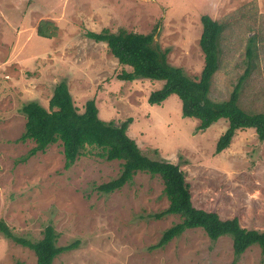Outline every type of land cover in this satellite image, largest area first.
<instances>
[{
  "label": "rangeland",
  "instance_id": "obj_1",
  "mask_svg": "<svg viewBox=\"0 0 264 264\" xmlns=\"http://www.w3.org/2000/svg\"><path fill=\"white\" fill-rule=\"evenodd\" d=\"M203 14L225 25L210 97H229L247 66L253 37L254 57L238 103L264 112V0H0V220L32 241L52 225L57 245L73 244L52 264H264L258 245L234 263L231 237L212 240L202 228L154 246L181 220L178 214L156 216L169 204L158 174L137 171L104 193L97 185L119 175L121 160L87 149L66 168L60 142L24 160L34 142L18 140L26 120L22 105L36 100L48 107L54 86L66 79L80 112L94 99L101 119L119 124L131 117L127 133L143 153L179 164L195 207L264 230V140L255 129L237 130L216 153L226 119L197 130L199 119L182 115L176 94L149 103L164 81L118 79L131 67L120 64L105 42L86 36L103 28L153 32L169 63L197 77L204 65ZM42 21H50L52 37L37 33ZM0 264H36V255L0 230Z\"/></svg>",
  "mask_w": 264,
  "mask_h": 264
},
{
  "label": "trees",
  "instance_id": "obj_2",
  "mask_svg": "<svg viewBox=\"0 0 264 264\" xmlns=\"http://www.w3.org/2000/svg\"><path fill=\"white\" fill-rule=\"evenodd\" d=\"M200 21L202 31L199 44L204 55V65L197 77H191L182 67L169 63L168 50L162 49L155 42L153 32L140 33L124 28L113 32L103 28L100 31H86V36L95 42H105L120 64L131 67V70L121 71L117 75L118 79L132 81L148 78L164 81L160 88L149 94V103L158 104L169 95L176 94L181 100L182 115L199 119L197 130H204L221 118L226 119L228 125L216 142V153L228 146L239 129L254 128L257 137L264 140V112L247 111L238 103L242 82L251 70L254 38H249L246 49L247 66L229 97L214 100L209 93L213 75L219 68L220 40L225 25L208 14H203ZM49 24L50 21H42L37 27V33L52 37L54 34L48 31ZM51 26L56 30L55 25ZM21 110L26 120L24 131L18 140L34 142L24 160L56 142H60L62 146L66 168L87 149H94V153L105 160H121L119 175L97 185V189L104 193L112 192L128 183L137 171H146L161 177L169 204L156 216L178 214L181 220L165 229L154 246H163L186 229L202 228L212 240L220 236L231 237L234 263L252 245L260 246L264 252V230L246 228L237 217L221 218L214 211L195 207L189 183L179 164L163 158H152L143 153L127 133L132 122L131 117L119 124L101 119L94 99H88L84 110L80 112L66 79L60 80L54 86L48 107L31 100L24 103ZM0 230L18 244L32 249L36 255V264H52L58 254L73 247V244L57 245L58 235L52 225H47L42 237L36 241L15 236L3 220H0Z\"/></svg>",
  "mask_w": 264,
  "mask_h": 264
}]
</instances>
